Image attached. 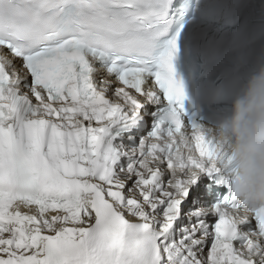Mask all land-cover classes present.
Returning <instances> with one entry per match:
<instances>
[{
  "label": "snow or ice",
  "instance_id": "obj_1",
  "mask_svg": "<svg viewBox=\"0 0 264 264\" xmlns=\"http://www.w3.org/2000/svg\"><path fill=\"white\" fill-rule=\"evenodd\" d=\"M237 7L207 0L202 17ZM188 8L0 0V264H264V207L234 198L227 147L181 103L180 45L222 41L171 32ZM141 119L150 130L133 132ZM205 175L216 197L194 207L189 189Z\"/></svg>",
  "mask_w": 264,
  "mask_h": 264
},
{
  "label": "clouds",
  "instance_id": "obj_2",
  "mask_svg": "<svg viewBox=\"0 0 264 264\" xmlns=\"http://www.w3.org/2000/svg\"><path fill=\"white\" fill-rule=\"evenodd\" d=\"M229 108L212 126L232 158L231 192L247 207H264V59L233 87Z\"/></svg>",
  "mask_w": 264,
  "mask_h": 264
}]
</instances>
